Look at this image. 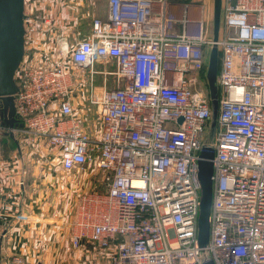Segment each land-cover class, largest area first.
I'll use <instances>...</instances> for the list:
<instances>
[{
	"label": "built area",
	"instance_id": "obj_1",
	"mask_svg": "<svg viewBox=\"0 0 264 264\" xmlns=\"http://www.w3.org/2000/svg\"><path fill=\"white\" fill-rule=\"evenodd\" d=\"M173 4L107 0L106 16L91 20L86 38L57 39L61 61L41 63L26 47L15 72L20 129L42 138L76 180L93 168L109 177L103 191L77 189L69 232L71 248L81 251L77 264H203L202 148L213 150L208 256L214 264H264V0H221L216 41L208 3H180V11ZM25 15V35L41 29ZM213 44L218 112L208 140ZM110 59L113 70L95 68ZM65 62L86 70L87 87L75 89L81 85ZM76 94L95 106V130ZM6 129L0 122V145Z\"/></svg>",
	"mask_w": 264,
	"mask_h": 264
},
{
	"label": "crops",
	"instance_id": "obj_2",
	"mask_svg": "<svg viewBox=\"0 0 264 264\" xmlns=\"http://www.w3.org/2000/svg\"><path fill=\"white\" fill-rule=\"evenodd\" d=\"M174 2L176 11L185 3ZM24 10L41 24L40 30L25 35V48L40 52L36 60L41 63L54 62L57 39L86 38L91 20L106 16L107 0H24ZM190 13L195 15L196 9ZM44 18L48 25L41 22ZM112 65L114 69L110 59L95 68L110 70ZM86 180L89 186L87 174L76 180L64 171L42 138L20 128L5 131L0 145V264H14L13 256L24 257L28 264H77L81 251L71 248L69 232L77 185Z\"/></svg>",
	"mask_w": 264,
	"mask_h": 264
},
{
	"label": "water",
	"instance_id": "obj_3",
	"mask_svg": "<svg viewBox=\"0 0 264 264\" xmlns=\"http://www.w3.org/2000/svg\"><path fill=\"white\" fill-rule=\"evenodd\" d=\"M221 0H213L212 39L218 38ZM25 11L24 0H0V117L1 123L11 131L17 123L14 94L18 91L15 72L25 50ZM218 48L210 47L207 60L206 78L209 89L211 116L208 140L213 137L218 112V89L216 74ZM182 117L178 118L181 122ZM11 135V134H10ZM213 150L202 148L198 158V178L200 182L199 211L197 216V239L200 247L199 258L203 264H214L208 256L209 213L212 201Z\"/></svg>",
	"mask_w": 264,
	"mask_h": 264
},
{
	"label": "rangeland",
	"instance_id": "obj_4",
	"mask_svg": "<svg viewBox=\"0 0 264 264\" xmlns=\"http://www.w3.org/2000/svg\"><path fill=\"white\" fill-rule=\"evenodd\" d=\"M172 1H181V2H185V3H203V2H208V16H209V23H208V34H212V22H213V0H172ZM68 42H71L72 39L71 37L67 39ZM55 50H54V62H51L50 60H48L49 63H56L58 61H61V57L58 54V50H57V44L54 46ZM207 58H208V54H207ZM62 61H66V59L62 60ZM36 62V61H34ZM65 64L67 65V67L74 72V74L76 75V83L80 84L81 86H77L75 85V89L82 87L81 89H83L86 85V76H87V72L86 70H82L76 66H71L69 65L67 62H65ZM115 66V65H114ZM110 70H113V65L109 67ZM102 76L99 74H96L94 76V81L95 82H100L101 81ZM108 83L111 84L110 78L108 79ZM87 87V86H86ZM79 91H77L78 93ZM73 93V92H72ZM75 98L77 99V101H79L80 105H85L86 107H82V109L86 110L88 112L87 114V127L89 129L95 130L97 128V119H96V112H95V106H93L92 104H89L87 101H85V96L81 95V94H76ZM56 164V163H55ZM87 176L89 177V182L90 185L88 186V181L86 180V182L83 184H78L77 188H81L83 190H88L91 188H95L97 190L103 191L106 188V184L109 180V177L101 170H96V169H92L89 170V173L87 174ZM75 192V191H74ZM74 195L77 194V192L73 193ZM76 262V260H75Z\"/></svg>",
	"mask_w": 264,
	"mask_h": 264
},
{
	"label": "trees",
	"instance_id": "obj_5",
	"mask_svg": "<svg viewBox=\"0 0 264 264\" xmlns=\"http://www.w3.org/2000/svg\"><path fill=\"white\" fill-rule=\"evenodd\" d=\"M218 68H219V53H218V65H217V70H218ZM1 122V121H0ZM18 122V121H17ZM3 124V123H2ZM4 125V124H3ZM14 128H21L20 127V124L19 123H16V126H14ZM6 132H7V129L5 130ZM5 131H4V133H5ZM3 133V134H4ZM2 138H3V136H2Z\"/></svg>",
	"mask_w": 264,
	"mask_h": 264
}]
</instances>
